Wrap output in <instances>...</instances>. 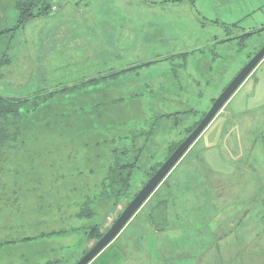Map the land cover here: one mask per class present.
<instances>
[{
    "label": "rangeland",
    "instance_id": "1",
    "mask_svg": "<svg viewBox=\"0 0 264 264\" xmlns=\"http://www.w3.org/2000/svg\"><path fill=\"white\" fill-rule=\"evenodd\" d=\"M46 1L15 28V0H0V95L28 99L0 152V264H75L132 198L101 197L109 166L136 163L139 191L264 44L241 36L264 26V0ZM188 152L167 188L188 197L180 217L159 231L133 216L89 264H264V59Z\"/></svg>",
    "mask_w": 264,
    "mask_h": 264
},
{
    "label": "trees",
    "instance_id": "2",
    "mask_svg": "<svg viewBox=\"0 0 264 264\" xmlns=\"http://www.w3.org/2000/svg\"><path fill=\"white\" fill-rule=\"evenodd\" d=\"M16 6L19 10V16H18V22H17V25L15 26V28H18L20 26H24V25L28 24L29 22H31L37 18H41V17L48 15L49 11L52 8V5H50V3L46 0H17ZM10 30H13V29H10ZM243 37H245V35L242 36V38ZM114 75H117V74H114ZM107 77H109V76H107V75L101 76L100 75L97 78H94V80L93 79L89 80V81L87 80V81L82 82L81 84H87L89 82H94V81L97 82L98 80L103 79V78H107ZM73 86H79V84L73 85ZM68 88H71V86H69ZM63 89H66V88H63ZM27 100L28 99L7 98L5 96L0 95V152L2 150H5L9 146L10 141L13 140L14 137H16L17 133H20V129L17 127V125H15L16 121H14V118H18L21 115L20 106L24 102H27ZM37 102L38 101L35 98L33 107L36 105ZM178 114H180V113L166 114V115H162L161 117L163 118L165 116H173V115L178 116ZM8 120H11L12 123H9ZM7 123L10 125H13V123H14V132H13L14 135H13V137L9 136V134H7V136L5 135L6 134V126H8ZM196 126L197 125L195 124V126H193L191 129H189L188 134ZM179 144L180 143L175 144L171 148V152ZM125 152H127V151H125V150L120 151L121 154H123ZM162 164L163 163L156 164L152 168L151 171H148L147 177L150 178L157 171L158 167H160ZM136 166L137 165L134 162L124 163L120 160H115V163L113 165L109 166L105 177L101 181L102 185L105 186V189L103 190L101 197H103V198L111 197L112 199H114L115 203L121 201L122 199L130 198V197H132L131 198V200H132L133 197L138 192V191L134 192V190H133L134 189V182H135L134 178L136 177V175L134 174V169L136 168ZM108 187H111V188H108ZM149 199H150V197H149ZM165 205H166L165 201L164 202L160 201L154 208H151V211L149 212L151 221H153V223L155 225H157V227L160 229H162V228L164 229L167 225V222L165 220V210L162 209V207L163 206L165 207ZM138 211H140V210H138ZM92 214H93V212L89 210L88 213L81 211L78 215L79 216H91ZM107 230H104V229L101 230L100 224H96L90 228V230L88 231V236L90 238H97V240H98L105 234V232ZM56 232H61V230L60 231L56 230V231L51 232L49 234L56 233ZM121 232L118 234V236L121 234ZM113 241L111 243H114ZM217 255H219L221 257V255L219 253L216 254V257H217Z\"/></svg>",
    "mask_w": 264,
    "mask_h": 264
},
{
    "label": "water",
    "instance_id": "3",
    "mask_svg": "<svg viewBox=\"0 0 264 264\" xmlns=\"http://www.w3.org/2000/svg\"><path fill=\"white\" fill-rule=\"evenodd\" d=\"M264 31V26L256 31L247 32L241 36H248ZM210 45V44H209ZM199 47L203 49L207 47ZM194 49L193 51L197 50ZM190 50V52H193ZM264 59V44L260 49L250 58L246 65L231 79L227 86L223 89L220 95L215 99L211 108L199 121L197 126L180 142V144L173 150L169 157L157 169V171L148 179L142 188L136 193L133 199L127 204L125 209L120 213L118 218L109 227L105 234L96 241V243L75 263V264H89L96 258L123 230L137 211L148 200L151 194L157 189L169 172L174 168L178 161L188 151L200 134L212 122L215 116L221 111L224 105L229 101L233 94L238 90L250 73L257 67V65ZM125 71V70H124ZM118 71L107 76L118 74ZM94 80V79H93Z\"/></svg>",
    "mask_w": 264,
    "mask_h": 264
},
{
    "label": "crops",
    "instance_id": "4",
    "mask_svg": "<svg viewBox=\"0 0 264 264\" xmlns=\"http://www.w3.org/2000/svg\"><path fill=\"white\" fill-rule=\"evenodd\" d=\"M15 3V4H14ZM14 3H12V6H14L15 5V7L17 8V6H16V3H17V0H15V2ZM17 10H18V8H17ZM18 13H19V10H18ZM251 14V12H248L247 14H246V16H248V15H250ZM18 16H19V14H18ZM253 28V27H252ZM251 27H249V28H247V29H249V30H251L252 29ZM190 152H188L186 155H184L181 159H180V161H181V163L182 162H184V160H185V158L188 156V154H189ZM204 159V158H203ZM202 159V160H203ZM180 163V164H181ZM175 168V167H174ZM214 172V171H213ZM212 172V173H213ZM174 173H175V170L174 169H172L170 172H169V174L165 177V179L162 181V183L157 187V189L151 194L152 196H150V199L148 200L149 201V203H150V209L149 210H147L146 208H142V210H140V211H138L134 216L136 217L135 218V220H139L140 218H143V216L145 215V214H149V212L151 211V208H154L160 201L161 202H166V205H165V207L163 206L162 207V209L163 210H165V220H166V222L169 220V221H171V219H172V216H173V212L175 211L176 212V214L179 216L180 215V212L177 210V208H181V207H185V203L187 202L188 203V197H187V199H186V196H188V195H185V194H181V196L183 197L182 199L185 201V199H186V201H185V203L184 202H181V203H178V201H176L175 202V200H174V195H173V197H169V195L170 196H172V194H169L168 193V190H167V188L169 187V185H170V183L172 182L173 183V186L174 185H177V181H176V179H175V177H174ZM179 187V186H178ZM187 190V189H186ZM163 192V193H162ZM217 197V196H216ZM169 198H170V201H171V204H172V206L173 207H170V201H169ZM218 200V199H217ZM213 202H216V201H212L211 203H208V202H206L207 204H210V205H207L209 208H212V206L214 205V203ZM179 204H182V206H179V207H177ZM149 205V204H148ZM171 208V209H170ZM143 214V215H142ZM145 217H147L146 215H145ZM149 217H150V215H149ZM180 217V216H179ZM146 223L147 224H151V220H150V218H148L147 217V219H146ZM131 224H133V225H136L137 223H136V221H134V223H131ZM130 223L128 224L129 226L128 227H130V225H131ZM154 226V225H153ZM127 227V226H126ZM125 228V227H124ZM166 228L167 227H165L164 229L162 228V229H160V228H158V230L159 231H163V230H166ZM182 229V227L180 226V225H178L177 227H175V229H173L172 231H179V230H181ZM187 229V228H186ZM156 231L155 232H158L157 231V229H155ZM188 230V229H187ZM219 230V228H217L216 230H214V232H216V231H218ZM127 232V229H123V231L121 232V234L119 235V236H121L122 237V234L124 235L125 233ZM213 232V231H212ZM213 232V233H214ZM221 233V235L220 236H218V237H216V238H214L212 241L213 242H215V244L214 245H216L217 246V248L215 249L220 255L221 254H224V249H225V247L223 246L224 245V243H226V241H227V239H228V234L227 233H223V232H220ZM118 236V237H119ZM117 240V239H116ZM114 241V243H112L111 245H110V247L111 246H116V242L117 241ZM119 240V239H118ZM189 246L190 247H188L187 248V252H188V254H192V253H194V255L196 254V255H201V252H200V250H197V252H195V249H194V247H193V245L192 244H189ZM227 246V245H226ZM109 247V248H110ZM114 253H118V254H122L121 253V251H120V249L119 248H117V249H114V250H112V254H114ZM218 253H216V254H218ZM215 254V255H216ZM193 255V256H194Z\"/></svg>",
    "mask_w": 264,
    "mask_h": 264
},
{
    "label": "flooded vegetation",
    "instance_id": "5",
    "mask_svg": "<svg viewBox=\"0 0 264 264\" xmlns=\"http://www.w3.org/2000/svg\"><path fill=\"white\" fill-rule=\"evenodd\" d=\"M172 152H173V151H172ZM172 152H171V153H172Z\"/></svg>",
    "mask_w": 264,
    "mask_h": 264
}]
</instances>
